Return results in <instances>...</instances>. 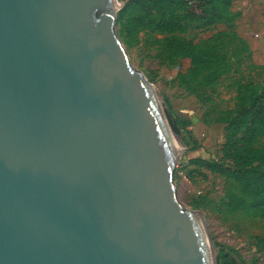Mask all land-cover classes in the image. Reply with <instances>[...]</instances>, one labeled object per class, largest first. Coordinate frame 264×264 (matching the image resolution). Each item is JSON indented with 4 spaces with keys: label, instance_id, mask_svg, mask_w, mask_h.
Listing matches in <instances>:
<instances>
[{
    "label": "water",
    "instance_id": "95a60500",
    "mask_svg": "<svg viewBox=\"0 0 264 264\" xmlns=\"http://www.w3.org/2000/svg\"><path fill=\"white\" fill-rule=\"evenodd\" d=\"M117 1L0 0V264H213Z\"/></svg>",
    "mask_w": 264,
    "mask_h": 264
},
{
    "label": "rangeland",
    "instance_id": "374dc122",
    "mask_svg": "<svg viewBox=\"0 0 264 264\" xmlns=\"http://www.w3.org/2000/svg\"><path fill=\"white\" fill-rule=\"evenodd\" d=\"M117 5L115 32L130 65L151 85L173 134L182 139L186 133L173 129L167 116L166 101L179 118L189 122L187 130L198 144L191 150L180 140L178 142L170 131L176 146L172 182L178 201L201 215L216 264L219 249L234 257L238 264H264V212H258L256 217L245 212H226L228 180L195 164L199 160H220L225 126L208 121L214 119L218 110L234 108L239 85L248 80L255 85L264 84V0H232L225 19L208 27L194 23L174 33L197 44L217 33L227 32L231 26L251 50L248 58L238 64L231 63L220 76L208 91L210 101L207 103H202L176 81L178 71L185 69L186 64L183 63L181 68L179 53H167L162 46V40L169 34L144 31L137 39H128L117 23L124 1L118 0Z\"/></svg>",
    "mask_w": 264,
    "mask_h": 264
},
{
    "label": "trees",
    "instance_id": "16d2710c",
    "mask_svg": "<svg viewBox=\"0 0 264 264\" xmlns=\"http://www.w3.org/2000/svg\"><path fill=\"white\" fill-rule=\"evenodd\" d=\"M117 23L130 40L140 33L169 34L161 42L167 53H179L176 81L202 103L210 101L208 91L229 68L251 55L248 44L232 27L197 44L174 35L194 23L212 26L225 19L232 0H123ZM167 116L173 129L185 132L183 143L189 149L198 144L187 130L189 122L179 118L168 101ZM209 123H223L225 141L220 160H199L195 164L219 173L228 180L226 212H245L256 217L264 212V84L255 85L248 80L240 84L234 108L216 112ZM264 241V238L262 239ZM264 246V244H263ZM217 264H238L234 257L219 249Z\"/></svg>",
    "mask_w": 264,
    "mask_h": 264
},
{
    "label": "bare ground",
    "instance_id": "6f19581e",
    "mask_svg": "<svg viewBox=\"0 0 264 264\" xmlns=\"http://www.w3.org/2000/svg\"><path fill=\"white\" fill-rule=\"evenodd\" d=\"M167 131L169 132V134L172 133L173 137H174V138H177V139H178V142H179V138L173 134V131H172L171 128L168 127V126H167ZM170 131H171V133H170ZM199 217H201L200 214H199ZM200 219H201V218H200ZM210 253H211L212 262H213V264H214V254H213V250H212V249H210Z\"/></svg>",
    "mask_w": 264,
    "mask_h": 264
}]
</instances>
